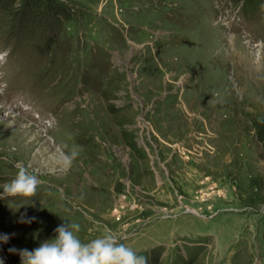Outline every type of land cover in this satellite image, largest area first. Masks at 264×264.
Wrapping results in <instances>:
<instances>
[{
  "label": "rangeland",
  "instance_id": "374dc122",
  "mask_svg": "<svg viewBox=\"0 0 264 264\" xmlns=\"http://www.w3.org/2000/svg\"><path fill=\"white\" fill-rule=\"evenodd\" d=\"M68 1L43 54L0 19V193L17 164L42 181L0 199V259L79 223L148 264H264V5Z\"/></svg>",
  "mask_w": 264,
  "mask_h": 264
},
{
  "label": "clouds",
  "instance_id": "9594fccd",
  "mask_svg": "<svg viewBox=\"0 0 264 264\" xmlns=\"http://www.w3.org/2000/svg\"><path fill=\"white\" fill-rule=\"evenodd\" d=\"M78 155L75 146L69 152L58 149L53 161L62 171L67 172ZM15 166L18 169L16 176L3 185L0 199L34 196L38 185L42 183L26 166ZM34 219L29 218L28 222ZM80 227L79 223L62 224L54 230V239L44 241L34 250L9 248V252H18L22 264H148L145 256L138 255L131 247L121 243L111 230L86 243L82 242L78 236ZM8 239V236H0V241L7 242ZM0 264H4L2 259Z\"/></svg>",
  "mask_w": 264,
  "mask_h": 264
},
{
  "label": "trees",
  "instance_id": "16d2710c",
  "mask_svg": "<svg viewBox=\"0 0 264 264\" xmlns=\"http://www.w3.org/2000/svg\"><path fill=\"white\" fill-rule=\"evenodd\" d=\"M68 0H0V19L4 22L11 17L13 31L19 30L24 41L33 43L36 52H49L57 42L63 24L73 21L78 11ZM264 0H244L245 5ZM257 134L264 147V123L256 122ZM154 261H159L155 257Z\"/></svg>",
  "mask_w": 264,
  "mask_h": 264
},
{
  "label": "bare ground",
  "instance_id": "6f19581e",
  "mask_svg": "<svg viewBox=\"0 0 264 264\" xmlns=\"http://www.w3.org/2000/svg\"><path fill=\"white\" fill-rule=\"evenodd\" d=\"M13 131V130H12ZM5 139V138H4ZM7 140V139H6ZM5 145V144H4ZM8 148V147H7ZM3 154V153H2ZM2 156V155H1Z\"/></svg>",
  "mask_w": 264,
  "mask_h": 264
}]
</instances>
